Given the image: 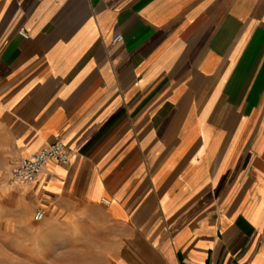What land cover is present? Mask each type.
<instances>
[{
	"label": "crops",
	"instance_id": "0c3cea01",
	"mask_svg": "<svg viewBox=\"0 0 264 264\" xmlns=\"http://www.w3.org/2000/svg\"><path fill=\"white\" fill-rule=\"evenodd\" d=\"M53 140L0 264H264V0H0V162Z\"/></svg>",
	"mask_w": 264,
	"mask_h": 264
},
{
	"label": "built area",
	"instance_id": "2783aa9c",
	"mask_svg": "<svg viewBox=\"0 0 264 264\" xmlns=\"http://www.w3.org/2000/svg\"><path fill=\"white\" fill-rule=\"evenodd\" d=\"M23 34V29H20ZM121 40V35H116L112 42ZM70 150L67 145L60 140H53L38 151L28 157L21 158L11 169L10 178L12 181L21 184L33 183L42 170L50 163L68 162ZM43 217V212L38 210L34 214V219L39 221Z\"/></svg>",
	"mask_w": 264,
	"mask_h": 264
},
{
	"label": "rangeland",
	"instance_id": "374dc122",
	"mask_svg": "<svg viewBox=\"0 0 264 264\" xmlns=\"http://www.w3.org/2000/svg\"><path fill=\"white\" fill-rule=\"evenodd\" d=\"M12 161L11 160H7L5 162H0V181L3 179L2 177V173L3 172H9V179H10V171H11V166Z\"/></svg>",
	"mask_w": 264,
	"mask_h": 264
}]
</instances>
